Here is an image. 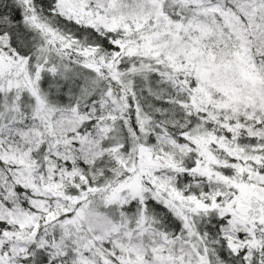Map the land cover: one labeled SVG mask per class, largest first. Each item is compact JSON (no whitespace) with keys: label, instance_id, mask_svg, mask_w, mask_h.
Masks as SVG:
<instances>
[{"label":"snow or ice","instance_id":"6c2138e0","mask_svg":"<svg viewBox=\"0 0 264 264\" xmlns=\"http://www.w3.org/2000/svg\"><path fill=\"white\" fill-rule=\"evenodd\" d=\"M0 264H264V0H0Z\"/></svg>","mask_w":264,"mask_h":264}]
</instances>
